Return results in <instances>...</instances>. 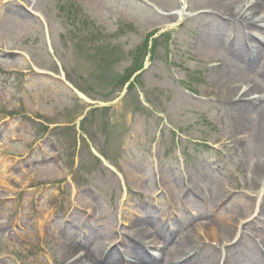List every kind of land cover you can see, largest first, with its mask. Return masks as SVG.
<instances>
[{"label": "rangeland", "instance_id": "374dc122", "mask_svg": "<svg viewBox=\"0 0 264 264\" xmlns=\"http://www.w3.org/2000/svg\"><path fill=\"white\" fill-rule=\"evenodd\" d=\"M21 1L26 2L27 0ZM142 1L154 4L164 10L178 5V0ZM232 2L231 0H211L206 5L215 12H226L228 6H225V3ZM37 8L44 14V21L26 13L24 8L20 7L22 15L19 16L18 21L14 24H9L6 21V26H0V31L5 32L4 34L7 33L6 39L9 45L7 49H12L16 53H19L20 49L25 51L23 52L25 56H19L21 58L19 60L5 61L2 59L0 61L3 68L10 69V65L16 63L17 69H19L16 76L10 75L15 82L11 84L13 89L8 87L6 95L0 94V103L2 96L7 102L6 109H12L10 104L15 106L19 104V108L14 110L22 113L24 118L31 120V126L29 125V127H33L31 134L35 133L38 136L45 131L52 132L59 140L62 154L67 153V157H65L64 165L57 154L54 165H49V168H45V166L32 168V171H26V173L22 172L25 171L23 169L17 171L15 175H7L3 171L9 167V159L4 156L5 159L2 160L3 155L0 154V193L5 198L13 195V192L21 190L23 186H26L27 189H36L39 184L42 187L47 183H51V178L57 177L53 176V172L56 171H61L71 178L76 174L80 176L83 171L88 173L91 170L88 164L85 165L86 156L77 155L75 149L74 151L70 150L71 143L78 136L75 139L73 138L72 131L74 127L71 125L75 123L76 118L85 106L93 108L98 107L96 105L100 104L99 101L109 104L118 100L117 105L113 103L106 108H96V111H98L96 114L97 125L94 124L91 137L100 151L105 148L103 141L110 133L108 132L107 136L105 134L99 136L103 125L110 123L113 127L119 118L123 117L131 98H135L139 87L143 85V82L138 79V83L119 99L124 92V88H121L119 82L122 81V77L131 65V55L134 57L139 51L138 49L143 47L145 36L151 29L172 19V17L167 19L159 16L139 0H38ZM4 12L0 9V13ZM153 36L156 35L147 36V41ZM162 40L161 38L158 41L156 49V52H160L159 57L163 56L164 42ZM194 43L204 53H215L220 46L227 52L230 50L227 31L224 25L214 17L208 24L203 25L195 36ZM0 48L2 49L1 44ZM56 60L58 63H56ZM243 64L242 61L236 60V62L225 64L213 71L211 65H205L203 62L193 65L197 70V77L201 84L210 88L209 93L205 95L217 100L216 104L212 106L213 111L210 114L214 116V110L220 109L222 111L220 120L230 129L237 127L240 121L221 102L233 97L235 90L224 96L222 90L251 78V73ZM27 66L35 71L48 72L54 77H59L60 70L64 71L86 93L90 102L75 101V97L52 78L42 77L34 72H31L32 76L29 77L20 74L21 68ZM159 66L162 73L164 67ZM26 79H32L33 82L27 84L25 83ZM158 81L156 79L153 83L157 84ZM155 86V89L149 91V88L145 85L147 99L149 101L156 100L158 102V104L156 103L157 109L161 113L166 108L164 103H168L167 111L172 120L179 119L182 122L193 120L198 123L201 112L205 111L209 105L207 99L193 101L185 98L189 96H182L179 91L177 92L176 87L169 85ZM230 116H233V119H230ZM263 117L264 107L254 115L255 120L259 123L255 127L253 139L250 140V153L253 159L239 165L238 169L245 167L250 170L249 174L246 173V176L242 172L240 175L238 174L236 180L239 181V185L241 184V178L251 179L253 184L264 178V136L259 132L260 120ZM54 124L56 126L52 127ZM18 127L12 133L11 140L9 138L8 142H0V152L5 150L8 152L11 148L12 151L21 148L18 137L31 138L29 130L22 129L20 125ZM187 133L190 136L201 138L209 136V132L202 129L197 132L188 131ZM60 134L61 137H59ZM8 153L13 155L10 152ZM81 166H84L82 170H80ZM51 194L47 193L46 196H51ZM33 196H36V194L33 193ZM63 197L61 192L57 202L61 201ZM235 213L233 212V215ZM201 218L208 222L203 225L207 227L204 232L207 231L206 233H208L210 230L215 232L211 228L215 227L217 235L214 237L217 238L218 235L222 234L223 228L220 227V215L208 213L202 215ZM215 218L219 222L216 223ZM192 222L195 223L196 219H193ZM29 228L32 231L28 233L27 238H25L26 236L20 237V235L0 237V264H12L11 260L19 264H40L50 252L53 256L58 255V251L62 246L56 247L54 242L45 234L40 233L38 235L32 224L29 225ZM102 232H105L107 236H111L112 226L107 222L96 228L93 234L95 238L100 239L103 237ZM188 233L191 235L190 232ZM206 233L198 240L206 237ZM184 236H188V234L186 233ZM198 236L199 234L195 232L192 237L196 238ZM98 239H95L97 243L93 246V249L96 247L94 251H98ZM92 241L95 242L94 239H91V243ZM87 242L88 245L91 244L90 240ZM248 247L254 251L249 244ZM182 248L183 245L181 244L180 249ZM210 250L212 249L201 252V257L196 261L197 264H211L207 261L208 256L212 253ZM171 254L173 255V253Z\"/></svg>", "mask_w": 264, "mask_h": 264}, {"label": "bare ground", "instance_id": "6f19581e", "mask_svg": "<svg viewBox=\"0 0 264 264\" xmlns=\"http://www.w3.org/2000/svg\"><path fill=\"white\" fill-rule=\"evenodd\" d=\"M255 9V5L249 4V6H244V8L241 10V14L244 15V13L246 12L248 14H254L251 12ZM227 235L228 233L224 232L222 234V237H226ZM136 241L138 243L135 244V249H138L140 251L146 249L145 245L147 244V242L144 240V238H138L136 239ZM71 251H73L76 256L69 262V264H112L111 261H101L100 256H95L94 254H81L79 253L80 251H77L72 245L70 246L68 253H70ZM129 253L132 255L133 261H125L124 264H149L154 259V257H152L151 255L142 256L135 251H129Z\"/></svg>", "mask_w": 264, "mask_h": 264}]
</instances>
